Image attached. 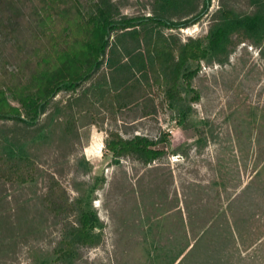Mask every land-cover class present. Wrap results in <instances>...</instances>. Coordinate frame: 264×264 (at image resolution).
<instances>
[{
    "label": "rangeland",
    "instance_id": "obj_1",
    "mask_svg": "<svg viewBox=\"0 0 264 264\" xmlns=\"http://www.w3.org/2000/svg\"><path fill=\"white\" fill-rule=\"evenodd\" d=\"M77 1L84 13L101 2ZM107 2L115 20L200 18L112 33L101 68L39 120H0V264H264V0ZM232 16L242 26L171 97L148 45L207 46ZM14 30L0 26L6 84L41 45L33 28ZM112 133L172 147L150 163L114 157ZM81 211L95 225L87 242L71 232Z\"/></svg>",
    "mask_w": 264,
    "mask_h": 264
},
{
    "label": "trees",
    "instance_id": "obj_2",
    "mask_svg": "<svg viewBox=\"0 0 264 264\" xmlns=\"http://www.w3.org/2000/svg\"><path fill=\"white\" fill-rule=\"evenodd\" d=\"M199 18L181 23L166 22L156 16L115 20L107 0H101L88 13L81 10L77 0H0V26L5 24L7 30L18 32L33 28L41 40L25 79L12 80L9 84L0 81V120L28 124L39 120L57 94L76 91L101 68L112 33L130 32L153 22L170 29L185 28L196 24ZM235 19L232 16L212 30L207 36V46L201 39H189L176 48L166 42H156L153 48L148 45V55L156 68L165 72L171 97L178 93L176 89L181 81L189 84L194 77L195 72L188 68L191 63L206 59L226 46L230 28L238 29L243 24ZM246 22L255 25L257 18H248ZM8 94L17 105L9 100ZM163 143L167 148L172 147L169 141H154L140 135L127 139L112 133L105 147L114 157L136 156L150 163L165 155V149L159 147ZM94 228L89 213L81 211L71 232L74 239L87 242Z\"/></svg>",
    "mask_w": 264,
    "mask_h": 264
}]
</instances>
